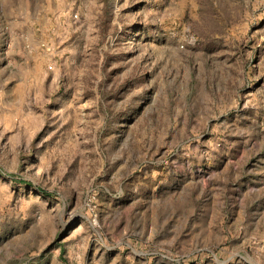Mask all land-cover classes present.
Wrapping results in <instances>:
<instances>
[{"label":"rangeland","instance_id":"1","mask_svg":"<svg viewBox=\"0 0 264 264\" xmlns=\"http://www.w3.org/2000/svg\"><path fill=\"white\" fill-rule=\"evenodd\" d=\"M0 264H264V0H0Z\"/></svg>","mask_w":264,"mask_h":264}]
</instances>
